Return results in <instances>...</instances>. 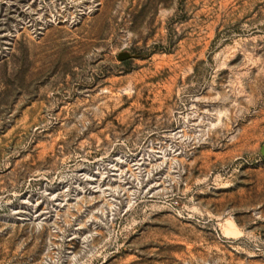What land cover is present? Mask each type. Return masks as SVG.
<instances>
[{
  "label": "rangeland",
  "instance_id": "1",
  "mask_svg": "<svg viewBox=\"0 0 264 264\" xmlns=\"http://www.w3.org/2000/svg\"><path fill=\"white\" fill-rule=\"evenodd\" d=\"M263 148L264 0H0V264H264Z\"/></svg>",
  "mask_w": 264,
  "mask_h": 264
},
{
  "label": "water",
  "instance_id": "2",
  "mask_svg": "<svg viewBox=\"0 0 264 264\" xmlns=\"http://www.w3.org/2000/svg\"><path fill=\"white\" fill-rule=\"evenodd\" d=\"M131 57H132V55L130 53L124 52V53L119 54L118 59L120 61H124V60H128ZM262 154L264 155V148L262 150Z\"/></svg>",
  "mask_w": 264,
  "mask_h": 264
}]
</instances>
